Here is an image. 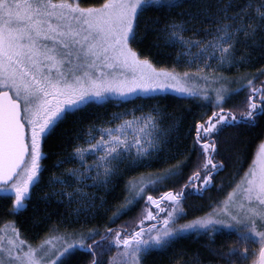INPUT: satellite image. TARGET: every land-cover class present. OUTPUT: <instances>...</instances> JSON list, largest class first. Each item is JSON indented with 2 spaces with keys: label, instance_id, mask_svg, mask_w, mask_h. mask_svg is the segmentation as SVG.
<instances>
[{
  "label": "snow or ice",
  "instance_id": "6c2138e0",
  "mask_svg": "<svg viewBox=\"0 0 264 264\" xmlns=\"http://www.w3.org/2000/svg\"><path fill=\"white\" fill-rule=\"evenodd\" d=\"M157 4L169 9L179 8L181 0H164L162 4L161 0H152L151 4L149 0H103L87 6L78 0H0V192L14 197L13 214L27 208L30 189L40 179L46 155L42 140L69 114L90 103L156 93L167 88L210 101L218 111L196 124L194 141L205 156L201 167L206 174L201 177L197 171L188 178L187 187L197 194H203V190L212 186L214 173L224 166L219 161L214 163L213 157L208 155L216 149L215 134L241 117L251 122L257 110L264 112V82L257 85L253 78H239L242 82L238 87L247 91L245 110L237 114L222 106L236 91L227 83L219 87H202L195 83L185 86L178 74L158 71L150 59L141 57L136 47L137 22L146 8ZM221 10L226 13L227 6H222ZM181 15L171 17L164 26L170 39L188 48L199 44L202 55L208 54L211 47L218 50L221 62H234L229 51V41L235 36V32L229 31L232 24H222L217 29L218 40L205 47L200 41H191L182 35L186 22L179 18ZM261 18L264 19V12ZM232 20H236L235 14ZM239 27L247 30L246 24ZM260 72L264 74V69ZM182 75L187 78L189 74ZM200 79L219 82L227 78L204 75ZM128 131L136 133L131 140L127 138ZM154 131V123L134 117L115 128L101 129L99 139L90 136L87 147L75 148L74 155L83 163L85 154H98L97 160L87 166L89 170H97V175L88 178L107 184L116 171L112 161L129 155L130 164L137 165L160 151L162 141ZM182 163L178 161L147 174L139 182L128 183L131 196L113 212V217L128 209L137 198H144L149 207L143 209L134 230L105 228L101 240H93L91 244L87 241L98 235L97 229L65 232L32 247L19 239L17 230L13 229L16 239H9L7 245L0 243V264H65L74 250H87L92 256L88 264H104L98 256L112 247L117 251L108 264H141L142 256L150 249L167 247L181 233L207 231L212 234L220 227L235 228L238 236L243 237L242 242L248 241L249 234L255 237L262 247L253 264H264V146L223 201L215 202L208 213L183 223L180 222L182 215H186L183 190L165 191L158 198L150 193L144 197L147 187L178 176ZM193 179L201 180L202 187L192 185ZM151 205L155 206V211ZM104 240H108L107 246H102ZM249 252V248H238L235 244L213 249L219 258L217 264H237L234 257L247 256Z\"/></svg>",
  "mask_w": 264,
  "mask_h": 264
},
{
  "label": "trees",
  "instance_id": "16d2710c",
  "mask_svg": "<svg viewBox=\"0 0 264 264\" xmlns=\"http://www.w3.org/2000/svg\"><path fill=\"white\" fill-rule=\"evenodd\" d=\"M78 2L87 6L102 3L103 0H78ZM162 3L164 0H161ZM224 5L227 6L226 13L221 10ZM262 5L264 0H181L180 7L172 9L157 4L146 8L138 19L136 47L141 57L150 59L157 69L174 72L179 77H183L182 74L185 72L191 77L209 76L207 72L194 73L188 67L189 62L180 56L181 43L170 39L164 26L171 17L182 13L179 18L186 22L182 35L185 37V33L191 31L199 32L204 36L217 27L216 18L222 20L225 15L232 17L235 14L236 21L249 26L248 35L241 34L238 40L239 45L235 46V51L241 56V60L227 73L217 72L218 74L209 77H226L227 79L222 80L221 83H227L228 87L236 89L222 106L239 114L245 110L244 100L247 91L238 87V84L242 82L239 78L245 76L253 78L257 85L264 82V74L260 72L264 69V19L261 18L264 7ZM197 83L200 85L203 82L198 79ZM137 105H150L146 108L148 112L153 109L160 117L164 127L163 152L146 164L123 171L114 181L111 189L103 192L104 203L101 209L96 210V215L86 219L79 218L77 223H74L75 217L65 205V196L60 193L52 194L55 187L51 186V175H61L60 170L68 164L71 151L85 141L92 127L107 123L113 120L116 113ZM213 111L218 109L214 108L210 101L200 97L165 93L126 100L107 99L103 102H93L69 114L56 126L51 135L42 140L41 147L46 155L42 160L40 179L30 191L31 198L27 201V208L19 214H13L11 196H0V237L6 228L15 229L26 243L37 245L42 240L65 232L83 233L88 229H97L98 235L92 236L87 241L91 244L93 240H101V237L105 235V228L132 231L142 218L143 209L149 206L145 204L144 198H137L128 209L113 217V212H116L125 203L126 198L131 196L128 183L139 182L147 174L156 173L157 170L169 167L178 161L183 162L180 174L160 185L147 187L144 197L146 198V195L150 193L158 198L165 191L171 190L176 193L183 190L185 192L183 206L186 209V215H182L181 223L208 213L210 206L214 207L215 202L223 201L239 178L248 171L257 150L264 142V112L260 110H257L255 119L251 122L241 117L239 121L222 127L219 133L215 134L216 149L208 155L213 157L214 163L219 161L224 166L218 167L214 173L212 186L203 190V194L194 193L187 187L188 178L197 171L200 172L201 177L206 174L201 167L205 156L199 145L194 143L196 124L206 121ZM191 184L202 187L201 180L198 179H193ZM150 207L155 211L154 205ZM110 217L112 219H109ZM193 236V234L188 235L185 238V245L179 244L171 251L162 250L157 253L149 251L147 256L143 257L142 264H153L152 259L155 257L156 261L163 257L166 264H170L173 258L184 253L186 264L192 259L194 252L198 251L197 249H204L202 242H206L205 238L194 240ZM107 244L108 240H104L102 246ZM116 251L117 249L112 247L98 258L103 260L104 264H108L110 257ZM148 258L150 262L147 261ZM91 259L92 256L87 250H74L65 260V264H88Z\"/></svg>",
  "mask_w": 264,
  "mask_h": 264
},
{
  "label": "rangeland",
  "instance_id": "374dc122",
  "mask_svg": "<svg viewBox=\"0 0 264 264\" xmlns=\"http://www.w3.org/2000/svg\"><path fill=\"white\" fill-rule=\"evenodd\" d=\"M149 2H152V0H149ZM220 18H216L215 24H217L214 31H211L210 33H207L206 35L202 36L200 35L199 32H194L192 33L191 31L185 33L186 39H190L191 41H200L201 44H203L205 47H207L210 43L218 40L219 38V33L217 32V29L222 26L224 23H229L233 25V28H230V32H235L234 40L229 41V44L231 45L229 51L233 56V61L232 63H227V62H221L218 59V50H214L213 48L209 47L208 48V54L202 55L200 52V45L199 44H193L191 48L185 47L182 44H180V56H182V59L186 60L189 62L188 67H190L191 70L195 72H207L209 73V76H212L213 74H218L217 72L220 73H227L229 70L234 68L237 63L240 62L241 56L238 55V53L235 51V46L237 47L238 40L241 37V34L246 36V31L248 35V24L247 25V30L241 29L239 27L240 22L238 21H233L232 17L227 16V19H222L219 20ZM222 42V41H221ZM157 69V68H156ZM158 71L160 69H157ZM165 71V70H164ZM201 76L197 77H191L188 76L187 78L185 77H179L180 81L182 84L185 86H191L193 83L198 84V79H200ZM203 83L200 84V86H210V87H219L220 83L219 82H213L211 80L209 81H204L200 79ZM199 85V84H198ZM165 93H170V94H175L178 96H185L182 95L181 93L173 90L172 88H167L161 91H158L156 93H150V94H138L135 97H146L148 95H159V94H165ZM134 97H126V98H117V97H112L110 99L113 100H126V99H131ZM105 100H100L97 102H103ZM150 105H137L135 107H132L129 110H123V112H118L114 115L113 120L104 123L99 126H94L90 129V131L87 134V137L83 143L78 144L75 148L77 147H87V143L89 141L90 136L96 137V139H99V137L102 135L101 129H106V128H115L118 125H121L124 121L126 120H133L135 118H141L143 120H147L149 124L154 123L155 124V131L154 134L158 135L160 140L162 141V146L159 152L153 154V158H157L161 153L163 152V147H164V127L162 125V121H160V117L158 116L157 113L153 109L148 110ZM152 107V106H151ZM127 109V108H123ZM118 133H113V135H117ZM136 133L134 131H128L127 132V138L131 140ZM107 139V136L105 135L104 137ZM93 143L95 142L94 140L92 141ZM264 146V142L260 145L259 149L257 150L254 160L257 158V153L259 152L260 148ZM74 148V149H75ZM74 149L71 151V154L69 155V160L68 164L61 168L60 173L61 175H55L52 174L50 177L51 180V186L55 187V190L52 191V194L54 193H60L62 196H65V205L68 210H70L71 214L75 217L73 222L77 223L79 218H91L96 215V210L101 209V206L103 205V192H108L111 187L113 186L114 181L120 177V175L125 171L127 168H133L135 166H140L141 164H146L149 160H145L137 165H132L130 164V159L131 156L126 155L122 157L118 161H112L111 164L113 167H115L116 171L115 174L111 176L109 182L107 184H102L99 183L98 180L94 181L93 179H89V176L96 177L97 175V170H89L88 165H92L96 160H97V155L98 154H85V159L84 162L82 163L78 157L74 155ZM253 160V161H254ZM252 165V163H251ZM69 169H73L75 171L69 172ZM99 172L101 175L103 174V169L100 168ZM33 189V187L30 189V191ZM2 195H9L4 192H0V196ZM12 200L14 197H12ZM259 230V229H258ZM2 235L0 237V243H3L7 245V242L9 239H16V236L13 235V230H8L7 228L2 231ZM18 233V232H17ZM194 235L192 238L195 240L197 238H205L206 242H202L203 250L197 249V257L196 253L194 252V256L192 257L191 260L187 261L186 264H217L219 258L214 255L213 249H218L221 246L224 248H227L233 244H235L238 248H243L247 247L250 249V252L247 256L241 254L240 256H235L234 259L237 260V264H243V262L246 260L247 264H253V261L258 259V251L262 245L259 244L257 239L251 234H249V239L247 242H242L243 237L238 236L237 231L235 228L232 229H225L223 227H220L218 231L215 233L209 234L207 231L201 232L200 234H197L195 232H186V233H181L177 237H175L172 242L167 246V247H161V248H154L150 249L149 251H154L155 253L159 251H171L174 248L178 247V245H182L186 243L185 238L188 237V235ZM19 236V234H18ZM19 239L20 236H19ZM23 240V239H22ZM192 240V239H191ZM193 241V240H192ZM28 245H31L32 247L38 246L40 243L37 245H32L27 243ZM59 246V243L57 244ZM27 249L25 248V251ZM148 251V252H149ZM147 252V253H148ZM147 253L145 254L147 256ZM144 255V256H145ZM142 256V259L143 257ZM199 258V259H198ZM149 258L147 259V261ZM153 264H166L167 262L163 259H159L156 261V257L152 259ZM150 262V260H149ZM142 264V261H141ZM170 264H185V253L184 255L177 256L176 258H173V261L170 262Z\"/></svg>",
  "mask_w": 264,
  "mask_h": 264
}]
</instances>
